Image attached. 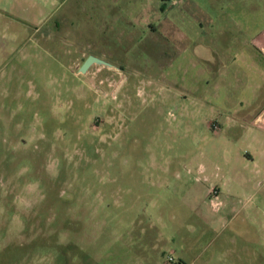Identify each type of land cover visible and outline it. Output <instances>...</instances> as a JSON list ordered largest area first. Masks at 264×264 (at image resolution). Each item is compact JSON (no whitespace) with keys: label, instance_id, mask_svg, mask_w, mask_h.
<instances>
[{"label":"rangeland","instance_id":"1","mask_svg":"<svg viewBox=\"0 0 264 264\" xmlns=\"http://www.w3.org/2000/svg\"><path fill=\"white\" fill-rule=\"evenodd\" d=\"M256 38L264 0H0V264H264Z\"/></svg>","mask_w":264,"mask_h":264},{"label":"crops","instance_id":"2","mask_svg":"<svg viewBox=\"0 0 264 264\" xmlns=\"http://www.w3.org/2000/svg\"><path fill=\"white\" fill-rule=\"evenodd\" d=\"M260 38H256L252 41L251 47L252 49H254V51L256 52V54H258L260 57H262L264 59V49H262L261 47H259L258 45L256 46L255 43L259 40ZM258 49L259 51H257L256 49ZM252 158V157H250ZM260 173L255 172V178H257L259 176ZM248 181V180H247ZM193 264V263H192ZM200 264H254V262L252 260H220V261H211V260H205L202 261Z\"/></svg>","mask_w":264,"mask_h":264},{"label":"water","instance_id":"3","mask_svg":"<svg viewBox=\"0 0 264 264\" xmlns=\"http://www.w3.org/2000/svg\"><path fill=\"white\" fill-rule=\"evenodd\" d=\"M93 64H99L102 66H109L107 63L103 62L102 60L95 58V57H89L81 66L79 72L81 74H85L87 70L93 65Z\"/></svg>","mask_w":264,"mask_h":264},{"label":"built area","instance_id":"4","mask_svg":"<svg viewBox=\"0 0 264 264\" xmlns=\"http://www.w3.org/2000/svg\"><path fill=\"white\" fill-rule=\"evenodd\" d=\"M171 260V259H170Z\"/></svg>","mask_w":264,"mask_h":264}]
</instances>
